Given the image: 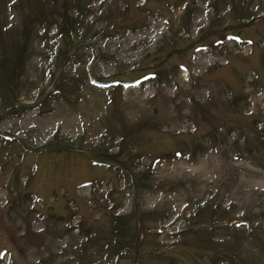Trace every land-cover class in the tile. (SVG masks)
Wrapping results in <instances>:
<instances>
[{
    "label": "rangeland",
    "instance_id": "obj_1",
    "mask_svg": "<svg viewBox=\"0 0 264 264\" xmlns=\"http://www.w3.org/2000/svg\"><path fill=\"white\" fill-rule=\"evenodd\" d=\"M261 16L264 0H0V129L116 157L136 185L0 135V264H132L135 201L138 264H264V20L213 33Z\"/></svg>",
    "mask_w": 264,
    "mask_h": 264
},
{
    "label": "water",
    "instance_id": "obj_2",
    "mask_svg": "<svg viewBox=\"0 0 264 264\" xmlns=\"http://www.w3.org/2000/svg\"><path fill=\"white\" fill-rule=\"evenodd\" d=\"M260 19L264 20V16L254 17V18L250 19L247 22H243V23L238 24V25L227 26V27H225L222 30H214L213 33L214 34H221L225 30L234 29V28H238V27H246V26L250 25L251 23L255 22L256 20H260ZM81 43L88 44L89 46H91V44L89 42L79 41V42L75 43L73 49L75 48V46H77L78 44H81ZM183 50L184 49L172 50V51H170L168 53L166 58L169 57L173 53H179V52H182ZM92 72H93V75L96 76L94 71H93V68H92ZM48 93L49 92H47L45 95H48ZM21 104L24 105V104H28V103H19L16 106H20ZM16 106H14V107H16ZM0 134L3 135V136H11V137L16 138L18 140V142L22 145V147L25 150L33 152V153H40V152H42L44 150H48V149H69V150L82 151V152H84V153H86L88 155V157L90 158V160L93 163H96V164H99V165H105V166H118V167L123 168L124 170H126L127 172L130 173V175L132 177L133 186L134 187L136 186L135 185V176L133 175V172L131 171V169L127 166V164H125L123 161H121L120 159H118L116 157L100 156V155H97L91 149H88V148H85V147H81V146H75V145H69V144H65V143H59V142H49V143H47L45 145H42V146L33 147V146H30L29 144H27V142L25 140H23L22 138H20L17 135L4 132L1 129H0ZM134 213L136 215V219H137V222H138V232H139L138 234H139V236L136 239L135 244H134V257H133L132 264H138L140 248H141V246H142L147 234H146V230H145V227H144V219H143L142 213H141V211H140V209L138 207L137 201H135V203H134Z\"/></svg>",
    "mask_w": 264,
    "mask_h": 264
}]
</instances>
